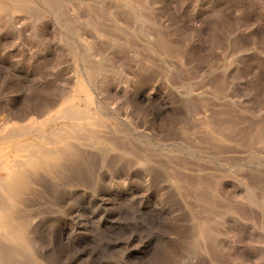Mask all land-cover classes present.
Listing matches in <instances>:
<instances>
[{"label":"rangeland","instance_id":"1","mask_svg":"<svg viewBox=\"0 0 264 264\" xmlns=\"http://www.w3.org/2000/svg\"><path fill=\"white\" fill-rule=\"evenodd\" d=\"M32 2L0 10V135L30 144L78 73L103 121L77 159L28 172L30 250L0 238L4 255L264 264V0Z\"/></svg>","mask_w":264,"mask_h":264},{"label":"bare ground","instance_id":"2","mask_svg":"<svg viewBox=\"0 0 264 264\" xmlns=\"http://www.w3.org/2000/svg\"><path fill=\"white\" fill-rule=\"evenodd\" d=\"M32 3V0H0V10L11 14L19 10L31 12ZM75 80V93L65 98L51 117L49 116L50 118L47 117L30 126L29 132L32 136L30 144L18 139L19 135L22 137L19 132L22 128L0 135V140L7 139L4 141L6 144L0 141V173H3L0 176V238L19 247L25 253L29 252L30 243L23 230V222L17 214L16 203L20 189L29 180L28 172L30 171L31 180L32 176L40 172H53L55 166L62 161L77 159L80 155L78 143L82 133L80 131L102 126L99 105L92 99L79 73ZM56 120L59 121V125L53 122ZM24 127L27 129L28 126ZM25 129L23 135L29 133L25 132ZM91 136H87V139L93 137ZM21 150L24 154H19ZM1 249L3 248L0 247L3 254L0 253V264H15L13 255H4V250Z\"/></svg>","mask_w":264,"mask_h":264}]
</instances>
